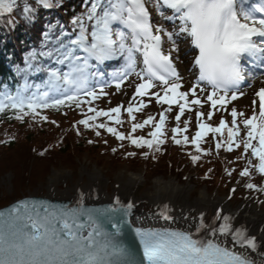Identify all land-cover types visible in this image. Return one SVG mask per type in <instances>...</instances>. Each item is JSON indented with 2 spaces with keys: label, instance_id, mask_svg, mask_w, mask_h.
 I'll use <instances>...</instances> for the list:
<instances>
[{
  "label": "snow or ice",
  "instance_id": "1",
  "mask_svg": "<svg viewBox=\"0 0 264 264\" xmlns=\"http://www.w3.org/2000/svg\"><path fill=\"white\" fill-rule=\"evenodd\" d=\"M62 6L61 0H0V33L9 35L21 20L35 26L42 9ZM81 8L67 22L57 18L44 25L39 46L26 52L23 66L13 68L9 81L18 82L0 83V120L23 124L30 118L41 127L48 123L58 128L45 110L64 116L75 110L82 116L70 126L77 136H84L82 128L97 138L107 133L120 142L113 153L128 141L137 150H148L139 152L145 159H155L169 142L166 124L175 106L171 142L191 145L193 151L185 153L189 162L199 166L213 150L231 153L242 147L236 161L246 160L245 166L235 177L237 169L224 168L234 181L228 199L243 187L264 204L259 198L264 183L252 182L253 169L264 177V87L254 94L259 103L257 109V100H252L251 115L235 106L228 112L230 104L246 95L245 83L251 87L257 75L264 77V0H82ZM181 45L192 51L196 70L195 82L186 90L177 69ZM107 62L117 65L111 73L104 70ZM133 76L136 80L130 82ZM129 82L134 91L126 106H93L110 97V88L127 96L124 85ZM153 100L162 108L159 118L149 114L136 122V114ZM206 105V111L200 110ZM193 110L197 130L189 136L191 117L183 127L180 122ZM122 112L131 121L127 134L117 127L123 124ZM216 112H228L230 122L223 115L218 125L207 122ZM146 126L152 129L147 137L134 134ZM209 134L214 148L205 149L202 142ZM14 140L6 134L0 144ZM87 199L80 191L74 204L26 198L0 210V264H264V228L253 233L224 205L211 216L184 215L181 227L170 206L159 205L157 216L166 226L131 229L138 252L125 239L134 203L117 196L107 207H90Z\"/></svg>",
  "mask_w": 264,
  "mask_h": 264
},
{
  "label": "rangeland",
  "instance_id": "2",
  "mask_svg": "<svg viewBox=\"0 0 264 264\" xmlns=\"http://www.w3.org/2000/svg\"><path fill=\"white\" fill-rule=\"evenodd\" d=\"M162 22L163 21H161V23ZM165 47L167 48L169 47V45L166 44ZM175 55L176 54L173 53V56ZM192 56L193 53L188 48V46L181 45L180 61L182 62H177V68L183 77L184 90H186L191 83L195 82L196 79V76L194 74L195 69L192 67ZM114 70L115 68H112L111 72ZM263 78L264 77L262 76L261 78H259V75H257L255 78V82L250 81L251 87H248V83H245V85L242 87V90L245 91L246 95H244L237 101H234L232 104H230L228 106V112H230L231 107L235 106L238 111H243L245 115H251L253 110L252 100L254 98L256 99V97H254V94L256 91H258L259 87H264V83H262V80H264ZM135 80L136 78L134 76L130 78V82ZM130 82L124 85V89L128 93L127 96L124 95L123 93H116L114 88H110L108 89L110 93V97L99 101H95L93 106L107 109L110 107H114L117 104H120L121 102H123L124 105L126 106L128 100L131 97L132 92L134 91V88L130 86ZM109 99L111 102H109ZM145 101L147 102V98H145ZM207 107L208 106L206 105L204 109H200V110L206 111ZM257 109H258V105H257ZM145 110L146 112L155 113L157 116L159 112L162 110V108L160 105H157L153 100L148 105V107L145 108ZM176 111H178V109H176V107L174 106L173 114H169L168 122L166 124V128L169 130L168 131L169 140H171V135H172L170 129L175 126L174 113ZM228 112H216L214 117L207 122L213 125H218L219 123L217 122L220 121L222 115L226 120L230 122L231 117L228 114ZM138 117L136 122H142V120L146 118V116H141L139 118ZM189 117H191V123L189 124L190 132H188L187 134L191 136L196 131L195 110L185 113V115L181 118L180 126L183 127V121L188 119ZM122 120L123 122L128 120V123L126 124H131L130 118L128 117V115L126 116L124 112H122ZM121 127L131 128L130 125L128 126L121 125ZM146 129L152 130L151 126H147ZM140 135H144V134L141 132ZM226 135L227 133L225 132V138ZM90 138L101 144V146L97 147V150L81 151V152L79 151V153L74 151L65 156H60V157L57 156L56 159L54 156L50 155L48 156L50 159H46L44 161L43 160L31 161L29 163H26L25 165L21 164L19 167H17L18 169L13 167L15 164L6 160L8 156H6L5 158H2L3 156H1L0 157V207L6 204L5 200L9 196L14 194L47 195L49 191L47 187L48 185L52 184L51 181H49V179L50 177H52L53 172L58 173L60 175V178L57 177L52 185L57 190H67L68 192H70V190L73 189L75 185H79V184L85 185L86 177L80 173L81 167L85 165L89 169L96 168L102 173L106 182L103 184L101 188L105 194H109L110 196L113 195L114 192L118 189V184H121L123 180H126L130 177H134L136 179V183L132 187V192L136 197H142L144 196L145 193L151 191L153 189V185L157 178H161L164 180L173 178L181 186H186V185L190 186V194L188 198L189 201H192L198 196H200L201 192H206L209 197L218 200H223L227 202L232 208H237L242 203L250 201L253 202L255 205H257V207H259L261 210H264V204H259L254 199H252V197L257 196L258 194L254 192H248L243 187H239L235 195L231 199H228L229 189L232 187L234 181L230 182L227 177H223V181H220L219 179H215L206 186V185H201L200 184L201 182H197V180L191 181L189 175H187L186 179H183L185 181H183L182 176L180 177L168 173H164V174L157 173L154 170H152L151 172H147L145 171L144 167H137L136 164H134V162L132 161L128 163H121L113 160L111 157H109V155H106V153H104L107 150V147L104 145L103 141L97 138L94 135V133L91 134ZM211 138H212V134H209V136L206 137L205 140L202 142V146L205 149L210 147L214 148L213 140H211ZM107 144L112 146L114 142L109 139ZM165 148L166 150L163 156H165L166 158H164V160H169V161H171L175 156H180L181 158L186 160V158L183 157V154H185L188 151H193L191 145L175 146L174 144L169 145L167 143L165 145ZM242 152L243 150L238 149V150H234L231 153H228L223 149H221L219 152L222 154L220 160H223L224 162L218 160V155L215 152V150H213L211 155L205 157L207 159L215 160L221 166H225V164L227 165L229 162L235 161L234 163H229V165L231 166L241 165L240 166V170H241L245 166L246 160L241 159L239 161H236V157L240 156ZM187 160L189 161V158ZM13 161H16V159H14ZM252 161L254 165L258 164L257 158L252 157ZM189 164L193 168H195V166H193L191 163ZM181 172H182L181 174L184 175L191 172V170L182 169ZM245 180H247V178H245ZM224 181L225 182L228 181L226 185L224 184ZM252 182L258 185L264 183V177H262L258 173V171L256 172L254 170ZM259 198L264 200V195H261ZM139 209L149 215L157 216L158 209H156L154 206H151V204L149 203L143 202L142 205L139 206Z\"/></svg>",
  "mask_w": 264,
  "mask_h": 264
},
{
  "label": "trees",
  "instance_id": "3",
  "mask_svg": "<svg viewBox=\"0 0 264 264\" xmlns=\"http://www.w3.org/2000/svg\"><path fill=\"white\" fill-rule=\"evenodd\" d=\"M61 3L63 5L62 7L51 11H44L42 9V18L37 20L35 26L25 24L24 21L21 20L20 26L9 35L0 33V83L9 81V78L14 77V66L16 64L23 66V57L26 52L33 46H39L44 25L49 22H55L57 18L63 22H67L74 14L82 11V0H61ZM9 56H11V59H9ZM9 82L11 85H14L18 82V80L12 79ZM45 114H47L50 119L57 120L59 127L57 128L48 123H44L41 127L39 124L33 123L30 118H26V122L23 124L18 121H9L7 119L0 120V141L6 138V134L8 136H15L14 142L0 144V157L3 156L2 158H5L8 156L6 160L15 164L13 166L14 168L18 169L17 167L21 164L25 165L31 161H44L46 159H50L48 157L50 155L54 156L56 159L57 156H65L74 151L79 153V151L97 150V147L101 146L98 142H95L94 144H89L87 142L91 139L90 136L94 132L83 130L82 128L84 136L80 137L77 136L75 132L70 130L71 124L82 118L78 111L69 110L67 116L52 110H45ZM149 114L150 113L146 114V117ZM126 123H128V120L123 122L122 125L131 126V124ZM117 127L118 130L125 132L126 134L130 131V128H122L121 125H118ZM146 127L142 130L138 129L134 134L139 136L142 132L144 136L147 137L151 130H147ZM99 139L101 141H104L105 139L109 141L110 139L114 142L112 146L104 144L107 147V150L104 153L117 162L128 163L132 161L137 167H144L147 172L154 170L157 173H168L180 177L182 176V180L186 179V176L189 175L191 181L197 180V182H201V185L206 186L215 179L223 181V177H226L223 174L225 167L237 169V173L233 174L235 177L241 166H231L229 163L227 165L225 164V166H221L215 160L203 157L200 165L193 168L189 164L190 162L187 160L188 157L186 154H183V157L186 158V160L180 156H175L171 161L164 160V158H166L163 156L166 150L165 146L164 151L156 154L155 159L151 158V156L145 159L139 154V152L148 150L146 148L143 150H137L133 148L128 141L124 142L123 149L113 153L111 149L119 148L120 142L107 133H102ZM168 144L170 145L173 143L169 140ZM53 145H55L54 148H52ZM46 148H51V150L45 152L44 155H41V152H44ZM239 150H243V148L241 147ZM130 151H137L138 154L134 157H126L125 153ZM217 155L218 160H220L222 154L219 153ZM14 159H16V161H13ZM220 161L224 162L223 160ZM182 169H190L191 172L182 175ZM208 169H213V171L209 174L208 178H205V174L208 172ZM254 170L255 169H253V171ZM227 182L224 181V184L226 185ZM20 196L22 195L14 194L9 196L5 201L8 203Z\"/></svg>",
  "mask_w": 264,
  "mask_h": 264
},
{
  "label": "bare ground",
  "instance_id": "4",
  "mask_svg": "<svg viewBox=\"0 0 264 264\" xmlns=\"http://www.w3.org/2000/svg\"><path fill=\"white\" fill-rule=\"evenodd\" d=\"M251 82H255V80ZM256 100L259 103L258 98ZM80 173L86 177V184L75 185L68 192L67 190H57L52 186L56 178H60L58 173L53 172L52 177L49 179L52 184L48 185L47 188L49 191L47 194L66 196L76 200L78 199L80 191L88 194V199L106 198L114 200L115 197L119 196L121 202L131 201L134 203L135 206L130 215V219L133 223L142 226H166L164 221L158 219L157 216L149 215L139 209V206L143 202H146L156 209H158L159 205L168 204L171 209V215L176 217L180 222L177 224L178 227L183 226L182 217L184 215H198L200 212H205L211 216L217 206L224 205L227 212L238 214L240 221L245 223L253 233L259 235L260 229L264 228V210H261L250 201L242 203L237 208H232L223 200L209 197L206 192H201L200 196L189 201L190 186H181L173 178L168 180L157 178L151 191L145 193L142 197H136L132 192V187L136 183V179L130 177L123 180L121 184H118V189L110 196L109 194H105L101 188L106 181L99 170L96 168L89 169L83 165Z\"/></svg>",
  "mask_w": 264,
  "mask_h": 264
},
{
  "label": "water",
  "instance_id": "5",
  "mask_svg": "<svg viewBox=\"0 0 264 264\" xmlns=\"http://www.w3.org/2000/svg\"><path fill=\"white\" fill-rule=\"evenodd\" d=\"M44 199L47 201H50L54 204H74L77 200L76 199H72L66 196H57V195H52V194H47V195H36V194H27V195H22L14 200H12L11 202H8L6 204H4L3 206L0 207V210H3L4 208L10 206L12 203L19 201L21 199ZM113 200H109L106 198H97V199H87L86 200V204L87 206L90 207H107L110 203H112ZM129 223H130V227L126 228V241L129 243H132L137 251L139 252V245H138V241H135L132 230L135 227H138L139 224L137 223H133V221L130 219V216L128 217Z\"/></svg>",
  "mask_w": 264,
  "mask_h": 264
}]
</instances>
